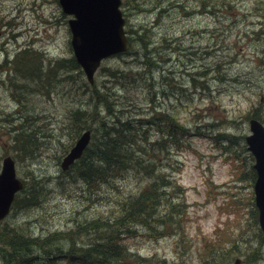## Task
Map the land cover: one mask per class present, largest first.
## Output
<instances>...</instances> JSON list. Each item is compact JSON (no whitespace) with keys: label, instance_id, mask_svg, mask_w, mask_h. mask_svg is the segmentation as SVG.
<instances>
[{"label":"rangeland","instance_id":"rangeland-1","mask_svg":"<svg viewBox=\"0 0 264 264\" xmlns=\"http://www.w3.org/2000/svg\"><path fill=\"white\" fill-rule=\"evenodd\" d=\"M157 3L162 6L161 14ZM196 4L195 0H123L128 22L150 30L154 42L144 48L136 42L132 49L104 59L95 73L98 84L106 79L105 84L114 88L116 99L109 96V100L117 105V112L123 114L119 111L123 106L130 107L125 113L130 115L139 113L137 109L151 110L147 96L158 95L156 104L164 110L168 108L192 129V136L186 139L188 145L173 148L168 159L171 166L165 168L173 178L172 184L179 187L171 201L180 204V212L168 214L165 228L131 225L134 230L124 234L123 242L130 252L137 251L145 258L156 254L157 259L165 258V264H205V251L215 245L227 246L237 236L240 240L234 257H241L243 264H248L246 258L258 259L250 264H264V244L260 259L251 253L257 244L251 213L254 159L244 138L249 133L248 114L256 112L264 123V0H203ZM67 18L58 0H0V68L9 65L4 62L6 59L14 64L15 54L19 62L24 49H31L33 55H38L36 50L42 52L46 60L71 56ZM7 22L10 27L5 25ZM164 34L170 41L161 44L158 40ZM142 48L150 51L147 55L152 64ZM136 50L145 63L134 61L138 59ZM167 66V71H162ZM8 67L10 72L15 71L13 65ZM181 68L187 71L182 74ZM109 69L119 71L115 77H107ZM1 73L0 106H18L9 96L28 100L27 105V100L23 102V114L31 123L26 131L35 127L32 133L39 134V147L31 155H22L21 130L10 129L12 124L5 119L10 115L3 113L0 168L2 158L10 155L16 161L18 177L30 180L34 176L46 181V193L40 201L29 208L13 209L7 223L31 235L67 229L74 219L109 212L118 199L144 184L141 176L121 171L122 177L114 184H101L92 190L71 170L62 173L60 161L77 133V128L66 124L67 110L74 104H83L85 97L87 101L86 91L81 96L75 88L60 83L50 95L31 94L50 75L18 74L11 80L13 85L7 81L6 87L2 79L13 74ZM166 74L169 79H162ZM73 76L74 86L87 83L81 72L74 71ZM164 81L167 90L162 86ZM174 88L188 91L184 96H174ZM78 97L80 101H76ZM29 114L35 117L34 124ZM145 114L146 118L149 114ZM141 125L145 126L143 122ZM137 132L140 136L142 130ZM220 237L225 238L222 244L211 245ZM7 255L21 257L17 250H8L2 256ZM58 264L67 263L60 260Z\"/></svg>","mask_w":264,"mask_h":264},{"label":"trees","instance_id":"trees-1","mask_svg":"<svg viewBox=\"0 0 264 264\" xmlns=\"http://www.w3.org/2000/svg\"><path fill=\"white\" fill-rule=\"evenodd\" d=\"M198 1V0H195ZM132 29L130 45L133 43L134 33ZM140 37V36H139ZM143 37V36H142ZM141 42L143 40H140ZM30 51V52H28ZM32 50H23L19 55V62L16 57L15 69L28 71L29 75L51 76L57 69L66 71L65 77H73V72H81L78 63L73 55L68 57H57L45 59L42 52L37 50L33 55ZM109 73L113 70H108ZM96 88L98 84L89 86ZM79 112L80 109H77ZM92 112H81L77 119L79 122L73 124V129L83 125L85 119H89ZM118 119L107 121L104 129L92 134V143L85 149L82 156L76 160L68 170L74 171L75 176L86 181V188L97 190L98 185L114 184L116 179L122 177L123 172L131 171L136 176L145 179L144 184L135 192H130L118 199L115 206L108 211H103L88 219H74L72 226L46 233L45 235L27 234L16 225L6 222L0 226V261L4 264H58L60 260L67 264L75 261H83L86 264H137L147 262L156 263L155 255L150 258L140 256L137 252H130L123 242L125 236L133 232L132 226L143 225L149 228H165V221L168 214L173 211L180 212L179 204L173 203V194L178 192L179 187L172 184L173 180L164 165L171 166L169 153L173 148H182L188 143L186 139L191 135L190 130L180 124L175 116L168 117L165 121V128L157 130L152 135H144L141 144L137 143L134 132L130 129L123 116L115 115ZM158 124H160L161 119ZM143 121H146L143 119ZM97 125V126H98ZM107 126V127H106ZM25 127V126H24ZM27 128V126H26ZM25 128V131H26ZM34 128L21 133L22 155L35 151L36 134ZM76 133V135H77ZM179 135L177 136V134ZM186 136V137H185ZM185 137V138H184ZM184 138V140H182ZM146 146L147 149L141 150ZM128 162V163H127ZM74 176V175H73ZM82 180V181H83ZM25 184L20 193L17 194L13 209L29 208L37 204L46 193V181H36L34 176L30 180H24ZM42 184L41 188L38 184ZM172 198V199H171ZM163 209V212L161 210ZM256 217V210L253 209ZM138 223V224H137ZM258 242L252 254H260V246L264 241V234L257 231ZM220 237L211 241V245L222 244L225 240ZM240 237L233 236L227 246L215 245L209 248L207 258L203 259L206 264H230V258L238 250ZM17 250L20 258H11L3 254L7 251ZM165 264L164 261H157Z\"/></svg>","mask_w":264,"mask_h":264},{"label":"water","instance_id":"water-1","mask_svg":"<svg viewBox=\"0 0 264 264\" xmlns=\"http://www.w3.org/2000/svg\"><path fill=\"white\" fill-rule=\"evenodd\" d=\"M59 3L64 12L74 16L69 19L71 44L77 61L92 82L94 71L103 57L127 48L123 29L125 19L118 7L120 0H59ZM250 122L253 134L247 136V141L256 155L255 203L264 231V127L256 119ZM89 139L90 131L86 130L63 157V169L81 156ZM22 186V180L16 176L14 160L6 156L0 172V222L9 214L15 194ZM239 263L240 260L236 259L235 264Z\"/></svg>","mask_w":264,"mask_h":264},{"label":"bare ground","instance_id":"bare-ground-1","mask_svg":"<svg viewBox=\"0 0 264 264\" xmlns=\"http://www.w3.org/2000/svg\"><path fill=\"white\" fill-rule=\"evenodd\" d=\"M196 2H197L196 5H198V4L202 3L203 0H198ZM156 5H157V8L159 10V13L161 14L163 12L162 6L158 3ZM212 8H213V6H211L210 8H207L206 9L207 12L211 11ZM133 28H134V26L131 23H129V29H130L129 38H131V36H132V29ZM189 31H190V29H189ZM165 35L166 34L162 35V37L159 38V40H158L159 43L162 44L163 41H166V42L170 41V39ZM140 40H143V41L141 42ZM133 41L134 42L131 43V45L129 46V49H132L136 42H138L140 45H142L143 48L146 47V45H148L150 47L151 43L154 42L153 35L151 34L150 30L146 31L143 26H140L139 28L136 29V31L134 33ZM143 48L141 51H143V53H146V55L144 54L146 56V60L149 61L150 64H152V60H150V56L147 55V53H149L150 51L145 50ZM181 54H183V53L181 52ZM138 55H139V52H138V50H136L135 58H138V59H136L134 61H136V62L140 61L139 63H145L144 59L140 58L141 56L138 57ZM4 59H6V58H4ZM2 65H3V63L0 64V67ZM167 68H168V66L165 68H162V71L166 72ZM13 69L15 71L11 72V74H13L12 76L8 75L4 79H2V83L6 87H8L7 81H9V83H11V80L15 75H18V74L29 75L28 71H23L19 68L16 70L15 66ZM118 71L119 70H116V69H114L110 73L108 71L107 77H115V74ZM168 71H172V70H168ZM180 71L183 74V72L187 71V68H181ZM1 72H3V68H0V74H3ZM175 73H180V72H175ZM35 75H38V73ZM65 76H66V71H61V70L57 69L49 77V79L47 80V82L45 84L36 86L35 89L30 93L31 94H37V95H38V93H41L44 96H47V95H50V93L54 91L55 86H57L60 83H63L65 85H70L71 87L75 88L76 90L79 91V94L81 96L86 91V94L89 96V99L86 101V97H85V99L83 101H81L83 104H79V105L74 104L73 106H71L67 110L68 112L66 115V124L73 126V124H76L75 122H77V123L79 122V120L77 119V115L79 116V114L81 112H85L87 110H88V112H92V114L90 115L91 117L89 119L84 120V123L79 128V131L88 130L92 133H97V135H100V131L104 129L105 125L108 126L111 123L109 124L107 121H102L98 125L97 121L102 120V119H106V120L109 119L110 121L116 120V119H118L115 116L116 114H118L119 116H123V114H124V116H123L124 120L128 122L130 129L134 132V135L136 136V139H137V143L141 144V141L145 140L144 135H149L150 132L154 133L157 130H160V128L166 129L165 128L166 118H168V117L173 118V116H174V114L169 112L168 108L166 110H164V109H162L161 106H159V104L158 105L156 104L154 99L158 95H156V96H154V95L149 96L148 95L147 96L148 101L152 104L151 110L143 112L142 110L137 109V111L139 113H134V114L130 115V114H125L130 107L129 106H123L124 107L123 109L119 108V111H121L123 113V114H121L120 112H117V109H116L117 105L115 103H112L109 100V96H112V99L115 100L116 97H114V95H116V93H115L114 88H112L111 85L105 84L106 79L102 80L98 84V87H96V88H87L83 83L80 84L81 87L74 86L73 82H72L74 76L73 77H65ZM169 77H170V75H168V74L162 75V79H164V80H168ZM30 81L34 82L35 81L34 77H31ZM0 84H1V82H0ZM12 85L13 84L11 83V86ZM162 86H164V88L167 90L165 81L163 82ZM187 91H188L187 89L183 90L181 88L179 90L177 88H174L172 94L174 96H184L187 93ZM116 92H117V90H116ZM25 93L30 94L28 92H25ZM177 93H179V95ZM101 94H106L107 96H99ZM9 97L12 98V100L17 101L19 104L17 107L9 108V109H6V108L0 106V116L3 115V113L9 114L10 115L9 118L5 117L6 121H9V123L12 124V125H9V128L12 130H18V128H19L21 130V133L22 132L27 133L25 131V128H26V126L31 124V123L26 121V115L23 114V102H25L27 99L24 96H9ZM166 97L167 96H163V98H166ZM78 98L79 99H77L76 101L81 100L80 97H78ZM27 102H28V100L26 101V105H27ZM77 109H80V111L78 112ZM145 113L149 114L146 118H145V116H146ZM29 116L33 119L32 124H34L35 117H33L30 114H29ZM19 117H20V119H18ZM260 117L261 116H259V118ZM143 119H145L146 121H143ZM159 119H161V121H163L160 124H158V122L160 121ZM142 122H143V125H145V126L141 125ZM32 128H35V127H32ZM151 129H153L155 131H151ZM138 130H142L140 136H139V133L137 132ZM38 135H37V137H38ZM178 135H179V133L177 134V136ZM37 140H38V138H37ZM91 143H92V140H91ZM36 147H39V145ZM139 148H143L141 150L142 152H144L147 149L146 146L139 147ZM168 167H169V165H164L163 168H168ZM71 174H75L74 171H72ZM36 181H40V179H36ZM41 186H43V185L39 183L38 187L41 188ZM5 264H7V263H5ZM17 264H19V262H17Z\"/></svg>","mask_w":264,"mask_h":264}]
</instances>
